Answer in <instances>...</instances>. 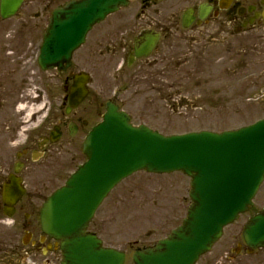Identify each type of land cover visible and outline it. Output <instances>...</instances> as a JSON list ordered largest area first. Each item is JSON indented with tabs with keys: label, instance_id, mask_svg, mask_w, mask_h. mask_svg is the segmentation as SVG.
Listing matches in <instances>:
<instances>
[{
	"label": "water",
	"instance_id": "1",
	"mask_svg": "<svg viewBox=\"0 0 264 264\" xmlns=\"http://www.w3.org/2000/svg\"><path fill=\"white\" fill-rule=\"evenodd\" d=\"M18 1L1 0V15L13 13ZM125 2L77 0L55 9L40 49L41 66L68 64L91 25ZM141 48H136L137 55ZM86 80L84 73L73 76L69 106L85 96ZM82 151L85 161L46 198L40 210L42 230L60 240L61 264L123 263V252L102 247L84 229L111 188L140 169L181 170L189 175L191 203L182 223L165 238L134 251L132 264H193L220 236L222 227L247 209L263 180L264 118L222 132L163 135L145 125H131L124 112L107 103L102 120L85 136ZM21 193L13 177L3 184L5 203H14ZM242 233L247 245H264V208L249 218Z\"/></svg>",
	"mask_w": 264,
	"mask_h": 264
},
{
	"label": "rangeland",
	"instance_id": "2",
	"mask_svg": "<svg viewBox=\"0 0 264 264\" xmlns=\"http://www.w3.org/2000/svg\"><path fill=\"white\" fill-rule=\"evenodd\" d=\"M36 9L42 8L26 10L30 12ZM44 24L42 18L27 20L25 17L24 21L21 16L0 22V31H23L26 33L24 39L32 46L28 59L20 63L21 59L18 58L17 75L8 85H1L0 95L6 100L3 107V101L0 105V146L5 153L22 146L20 144L25 134L35 128V120L30 121L28 109H20L22 105L18 110L14 109L13 99L18 97L31 100L40 89L41 84L37 80L35 65H32V56ZM15 41L14 47L18 49L20 44L24 43ZM187 42H178L179 52L187 54L186 62L179 66L178 89L181 95L190 100L155 101L153 98L146 99V96H150L149 93L136 95L132 98L133 101L123 105L131 113L133 123H146L163 133H170L200 126L234 128L264 115V94L254 98V93L264 85V34L246 40L228 32H220L206 37L204 43L193 40ZM196 52H201L200 57H195ZM82 53V50H78L73 57L77 58ZM102 68L103 65L98 67L97 64V68L92 69L91 72L95 75L91 82L92 87L100 82V74L103 76L105 73V69L101 72ZM50 83L51 99L57 103L60 98L58 85L55 87L54 81ZM87 104L88 101L83 106H88ZM21 113H24L22 118ZM87 119L89 124L97 120L96 117ZM25 125L28 130H23ZM69 139L67 137V140ZM70 141L72 145L65 144L62 140L52 148L46 159L35 165L33 173H30V187L38 186L39 190L42 185L47 187L39 198H35L36 207L41 205L50 192L63 184L69 174L84 160L81 153V133ZM40 176L49 177V182H37L36 179ZM188 192L189 178L179 171L163 174L137 171L120 181L107 194L97 208L92 224L99 225L105 245L125 251L124 264H130L131 255L136 248L153 244L181 222L190 203ZM263 206L264 180L253 198L250 211H256ZM246 216L247 214L225 228L226 233L222 241L229 229L237 225L238 229ZM7 223L5 218L3 222L0 221V264H31L32 262L26 259L25 246L19 242L21 232H17L16 228ZM59 259H56V263ZM33 262L43 264L42 256L35 257Z\"/></svg>",
	"mask_w": 264,
	"mask_h": 264
},
{
	"label": "flooded vegetation",
	"instance_id": "3",
	"mask_svg": "<svg viewBox=\"0 0 264 264\" xmlns=\"http://www.w3.org/2000/svg\"><path fill=\"white\" fill-rule=\"evenodd\" d=\"M68 1L21 0L20 15L24 21L25 17L27 20L42 18L43 21H48L51 9ZM35 7L42 9L30 12L26 10ZM184 17L189 22L187 27L183 26ZM1 21L3 18L0 16ZM220 32H228L246 40L260 37L264 34V0H127L125 5L92 26L80 47L83 53L77 58L72 57L67 69L43 71L37 68V80L42 86V93L39 89L37 97L30 102L33 105L40 103L38 106L46 109L48 118L44 120L35 141L30 139V143L21 149L19 158H12V154L5 153L0 146V221L5 208L1 199V185L10 173H14L22 178L25 190L12 209V225L17 232H21L19 242L25 246L24 253L31 264H35L33 260L38 256H42L43 264H59V261L56 263L60 255L58 243L41 231L39 210L35 202V198H39L47 187L42 185L39 190L38 186L30 187L28 182L35 165L46 159L52 148L62 140L65 144H71L70 139L74 135L70 136L68 124L75 126V134H85L87 118L100 117L106 101H112L120 107L121 103L133 101V97L142 93H149L150 96L146 97L154 100H167L177 96L179 66L187 60V54L179 52L178 42L190 43L193 40L204 43L206 37ZM0 33L1 93V85H8L19 71L18 58L21 59L20 63L28 59L32 46L24 39L26 33L23 31L15 32L17 36L11 37L8 30ZM144 35L156 37V42L146 55L135 57L134 40ZM15 40L24 42L19 49L14 47ZM200 53L196 52L195 57H200ZM97 64L98 67L103 65L101 72L105 69V73L103 76L100 74L99 83L92 88L88 87V106L79 105L66 113L70 75L81 69L92 71L97 68ZM51 81H54L55 87L58 85L60 93L56 104L50 100ZM5 100L0 95L2 107ZM19 101L18 97L13 99L15 106ZM52 127L59 132L56 142L49 141ZM40 137L46 141L41 147L38 146V142L42 140ZM67 137L70 139L67 140ZM16 162L19 163L20 170L14 172ZM38 168L41 169L40 166ZM36 180L43 183L50 179L40 176ZM257 211L259 210L239 214L234 223L247 214L239 228L237 229V225L229 229L225 239H221L222 242L219 241L200 256L196 264H264V247L251 248L242 238L243 225ZM89 225L87 230L101 237L99 225ZM224 233L226 231L222 236Z\"/></svg>",
	"mask_w": 264,
	"mask_h": 264
},
{
	"label": "bare ground",
	"instance_id": "4",
	"mask_svg": "<svg viewBox=\"0 0 264 264\" xmlns=\"http://www.w3.org/2000/svg\"><path fill=\"white\" fill-rule=\"evenodd\" d=\"M23 99H25V98H23ZM23 99H21V100H23ZM20 105H22V106L20 107ZM19 107H20V109H23V110H24V109H28V110H27V111H28V115H31V113L34 112V110H33L34 108H32V107H30V106H28V105H26V104H22V103H21V104L18 105V108H19ZM5 220L8 221L6 218H5ZM7 224H10V223H7Z\"/></svg>",
	"mask_w": 264,
	"mask_h": 264
},
{
	"label": "clouds",
	"instance_id": "5",
	"mask_svg": "<svg viewBox=\"0 0 264 264\" xmlns=\"http://www.w3.org/2000/svg\"><path fill=\"white\" fill-rule=\"evenodd\" d=\"M8 223H12V221H8Z\"/></svg>",
	"mask_w": 264,
	"mask_h": 264
}]
</instances>
